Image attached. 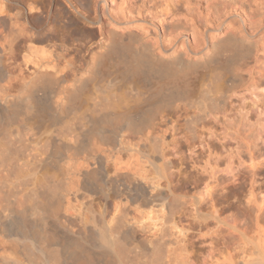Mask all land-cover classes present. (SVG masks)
<instances>
[{
    "label": "bare ground",
    "instance_id": "bare-ground-1",
    "mask_svg": "<svg viewBox=\"0 0 264 264\" xmlns=\"http://www.w3.org/2000/svg\"><path fill=\"white\" fill-rule=\"evenodd\" d=\"M139 1L0 0V264H264L184 167L264 146V0Z\"/></svg>",
    "mask_w": 264,
    "mask_h": 264
},
{
    "label": "rangeland",
    "instance_id": "rangeland-1",
    "mask_svg": "<svg viewBox=\"0 0 264 264\" xmlns=\"http://www.w3.org/2000/svg\"><path fill=\"white\" fill-rule=\"evenodd\" d=\"M143 2H145L146 4L144 7L141 8V12L142 13L144 12L143 18L146 19L145 22L147 24H145V22H142L143 20L141 22L143 23L144 26L146 25L144 28H155L154 26L151 25L152 24L151 22H153L152 18L155 16L157 10L153 11L152 9H148L150 4L148 5L147 0H140L139 4H142ZM79 9L81 10L82 7L79 6ZM149 10L153 12L151 13ZM103 11H105V9H103L102 7H97L96 12L94 14L93 12H90V14L94 16L93 18L97 17L96 19L99 22L97 24H92L88 27L85 26V28H98L101 25H103L107 18L106 12H103ZM220 23L221 24L219 25L221 26H219V28H226L228 26V22L226 21H222ZM259 37L260 35L257 37L251 38V39L253 42L255 41L256 44H258L260 43L259 42L260 39L258 41ZM231 102L233 105L235 104V107L233 109V111H235L239 105L238 97L233 96ZM229 109H231V107H229ZM242 133L243 132H241V134L238 136L237 142L239 143L240 148H241L240 149L241 158L242 160L244 159L243 161L245 163H243L242 161L241 167L240 168L238 167V171L236 170V173L234 174V177L236 175V178L231 180L232 182L230 181L227 184L226 178L225 177L222 178V175H218L217 176L218 179L215 177L213 178V180L212 178H208L207 175H200L198 171V167L193 168L191 163L190 164L187 163V165H185L184 167H185V171L188 172L189 179L191 178L192 180H196V185L198 187L197 189L201 191L205 189L206 193H203L205 199L207 198L206 195H208L209 190H210L209 194H214L215 192H216L215 194H218V191H219V194L218 196H216V198L217 200H219V203L222 202L221 204H219V206L220 205H223V206H220V207H224L226 205V202H225L226 197H223L224 195H222V193L228 196L227 192L230 191L231 193L232 191L231 193L232 197L230 195L229 196H230V199L232 198L231 201H233V203L237 207V210L236 212H234V215L236 217L235 219L237 220L236 222L239 221L237 225H240V226L238 227L239 228L241 227L240 229H244L246 232L248 231L247 233L252 238L258 239L262 235L264 239V146L256 142L254 137L250 135V133H246V134H242ZM244 142H248L249 146L252 145V149L255 155L253 158L249 157L248 154L244 151V146H242V143ZM214 143L216 145H219L217 142H214ZM197 153L199 154L200 152L198 151ZM219 195H222V197ZM244 218H246L247 220ZM211 232L213 233L214 230L212 231L210 230L209 234ZM236 251H239V250H236ZM240 253L241 252L239 251L238 253H236V255Z\"/></svg>",
    "mask_w": 264,
    "mask_h": 264
},
{
    "label": "crops",
    "instance_id": "crops-1",
    "mask_svg": "<svg viewBox=\"0 0 264 264\" xmlns=\"http://www.w3.org/2000/svg\"><path fill=\"white\" fill-rule=\"evenodd\" d=\"M247 233V232H246ZM247 235V237L249 236V234L247 233L246 234ZM261 235V234H260ZM251 240H252V243H251V247H252V249L255 251V253L258 255V256H260L261 254H263L264 255V239H263V237H262V235H261V237L260 238H252L251 236L249 237ZM255 242H260V245L261 246H258V245H256L255 244ZM263 242V243H262ZM257 246V247H256ZM258 250V251H257Z\"/></svg>",
    "mask_w": 264,
    "mask_h": 264
}]
</instances>
